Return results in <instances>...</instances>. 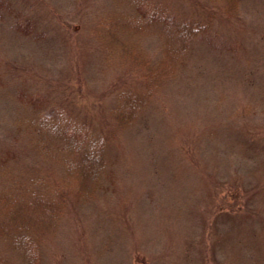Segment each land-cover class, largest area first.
<instances>
[{"label":"rangeland","instance_id":"374dc122","mask_svg":"<svg viewBox=\"0 0 264 264\" xmlns=\"http://www.w3.org/2000/svg\"><path fill=\"white\" fill-rule=\"evenodd\" d=\"M140 1L201 29L177 76L117 133L109 110L132 65L109 57L96 28L136 12L132 0H0V189L37 177L61 185L43 264H264V0L234 11L222 0ZM164 26L139 37L152 62ZM45 113L116 133L89 202L34 147Z\"/></svg>","mask_w":264,"mask_h":264},{"label":"trees","instance_id":"16d2710c","mask_svg":"<svg viewBox=\"0 0 264 264\" xmlns=\"http://www.w3.org/2000/svg\"><path fill=\"white\" fill-rule=\"evenodd\" d=\"M222 1L228 2L231 11L238 7V0ZM131 5L137 10L133 14L112 13L96 28L109 57L116 55L132 65L128 66L130 82L126 80L117 87L115 105L109 110L111 132L117 133L136 126L153 96L177 76L201 29L197 24L190 26L193 23L187 20L168 16L166 9L154 8L147 1L132 0ZM160 24L165 25L161 29L164 42L160 58L152 62L138 41ZM21 93L24 104L37 110L44 107L42 96ZM33 126L36 151L41 157L59 162L65 183L72 186L77 201L89 202L102 188L104 177L109 176L106 156L116 133H93L89 127L60 117L54 122L46 113L33 121ZM61 190V185L54 187L41 177L33 178L28 185L0 189V264H43L41 243L55 231L62 216Z\"/></svg>","mask_w":264,"mask_h":264}]
</instances>
